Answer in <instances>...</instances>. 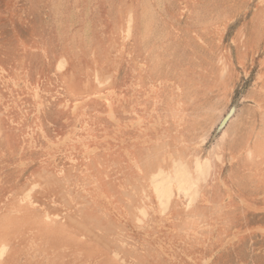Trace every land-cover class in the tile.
I'll return each mask as SVG.
<instances>
[{
    "label": "rangeland",
    "instance_id": "374dc122",
    "mask_svg": "<svg viewBox=\"0 0 264 264\" xmlns=\"http://www.w3.org/2000/svg\"><path fill=\"white\" fill-rule=\"evenodd\" d=\"M263 110L264 0H0V264H264Z\"/></svg>",
    "mask_w": 264,
    "mask_h": 264
},
{
    "label": "bare ground",
    "instance_id": "6f19581e",
    "mask_svg": "<svg viewBox=\"0 0 264 264\" xmlns=\"http://www.w3.org/2000/svg\"><path fill=\"white\" fill-rule=\"evenodd\" d=\"M171 157V156H170ZM159 162V161H158ZM156 163L155 162L153 163V168L151 169L150 172H146L148 170H150V166L148 167V169H145L143 167V165H139V169H140V172L141 173H146V174H150V182H151V186H152V189L154 191V194H155V197L157 198V201H156V209H159V211L163 214H166V212H164V204L167 205V204H173L171 201L169 203H165L163 202L164 200H168L170 198V195H169V188L164 186L163 184L165 183V179L168 178H171V175L172 173L174 172L173 169H167L165 167L164 164L161 163V161L159 163ZM149 164H151V162H149ZM148 166V165H147ZM174 167V164L172 166V168ZM178 172V170H176ZM180 172V170H179ZM175 185V184H174ZM179 190V188L177 189ZM27 220V224H31V222L28 221L29 217L26 216L25 218ZM47 233L50 234V233H53V237H56L52 243L56 244V245H61V244H65L63 243V239H58L60 238L59 236V230L58 229H54V230H47Z\"/></svg>",
    "mask_w": 264,
    "mask_h": 264
},
{
    "label": "crops",
    "instance_id": "0c3cea01",
    "mask_svg": "<svg viewBox=\"0 0 264 264\" xmlns=\"http://www.w3.org/2000/svg\"><path fill=\"white\" fill-rule=\"evenodd\" d=\"M259 107V106H258ZM262 108V106L260 105L259 109ZM237 124H238V118L235 120H233L228 128V130H237ZM263 124H264V110L262 112V118H261V125L260 127H256L255 125H248V127H244V129L242 130H259L256 132V135H255V139L253 140V142L250 141V136L244 140V143L242 145V149H245L247 152H248V149L250 148H253L255 149V152L253 154L252 157L248 156V161L252 162L254 161V159L256 157H259L261 156L263 153H264V149L263 151L261 152H258V150H256V147L258 145V142L259 140L261 139H264V127H263Z\"/></svg>",
    "mask_w": 264,
    "mask_h": 264
},
{
    "label": "water",
    "instance_id": "95a60500",
    "mask_svg": "<svg viewBox=\"0 0 264 264\" xmlns=\"http://www.w3.org/2000/svg\"><path fill=\"white\" fill-rule=\"evenodd\" d=\"M233 109H234V106L231 108V110H230V112L228 113V115H227V116L224 118V120L221 122L220 127L222 126V124L224 123V121L226 120V118L229 116V114L232 113ZM220 127H219V128H220Z\"/></svg>",
    "mask_w": 264,
    "mask_h": 264
}]
</instances>
